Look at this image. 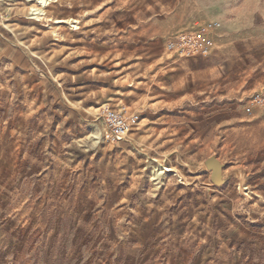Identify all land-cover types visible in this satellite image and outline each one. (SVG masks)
<instances>
[{
	"label": "rangeland",
	"instance_id": "374dc122",
	"mask_svg": "<svg viewBox=\"0 0 264 264\" xmlns=\"http://www.w3.org/2000/svg\"><path fill=\"white\" fill-rule=\"evenodd\" d=\"M218 2L232 37L176 60L120 0H0V264H264V0ZM103 105L140 114L123 141Z\"/></svg>",
	"mask_w": 264,
	"mask_h": 264
},
{
	"label": "crops",
	"instance_id": "0c3cea01",
	"mask_svg": "<svg viewBox=\"0 0 264 264\" xmlns=\"http://www.w3.org/2000/svg\"><path fill=\"white\" fill-rule=\"evenodd\" d=\"M185 1L187 0H120V10L126 11V16L130 17L129 19L133 22L132 26H139L142 28L147 27L144 32L138 31V34H134L131 39H127L126 36H123L124 40L135 42L141 41L142 39H147L148 37L162 38L163 35H167L169 31L168 29L170 28H172V30L174 31H177L188 27H195V25L193 24L196 21H192L195 18H199V22H201L199 25H201L207 21H212L210 16H214L213 18L219 20L221 26H223V29L221 31L216 28L212 32L214 41L216 40L220 43L229 41V39L232 37L231 27L233 24L230 20H228L226 14L222 12V4L218 2V0H212V2L208 0H194L196 8H198V10L200 11L201 17L197 13H189L187 16H185L184 14L180 15V10L183 9L184 4L186 5ZM189 5L191 4H188V6ZM181 6L183 7L181 8ZM207 9H209L208 11H210V13L206 12ZM124 16L125 15H122V17ZM200 18L203 19L200 20ZM215 19H213V21ZM262 19L264 18L262 17ZM129 51L130 50L127 49V46L124 45L122 48H120V55L123 56L126 52ZM214 128V123L212 126L209 125L208 132L213 133ZM172 137L173 135L171 132L165 131L166 139ZM172 195L173 192L165 190V188L160 193H158L159 200H161L162 202L169 201ZM163 212L164 210H161L159 213L156 212L154 217H161Z\"/></svg>",
	"mask_w": 264,
	"mask_h": 264
},
{
	"label": "built area",
	"instance_id": "2783aa9c",
	"mask_svg": "<svg viewBox=\"0 0 264 264\" xmlns=\"http://www.w3.org/2000/svg\"><path fill=\"white\" fill-rule=\"evenodd\" d=\"M216 28L214 21H207L171 33L165 38L164 49L174 59L207 58L214 48L212 32ZM260 109H264V89L252 93L244 104V112L249 116ZM99 116L105 127L103 139L113 143L123 141L140 120L136 111L107 105L100 108Z\"/></svg>",
	"mask_w": 264,
	"mask_h": 264
},
{
	"label": "water",
	"instance_id": "95a60500",
	"mask_svg": "<svg viewBox=\"0 0 264 264\" xmlns=\"http://www.w3.org/2000/svg\"><path fill=\"white\" fill-rule=\"evenodd\" d=\"M204 165L210 171V180L216 185L223 183L222 180V169L223 165L216 159V157L211 156L204 161Z\"/></svg>",
	"mask_w": 264,
	"mask_h": 264
},
{
	"label": "bare ground",
	"instance_id": "6f19581e",
	"mask_svg": "<svg viewBox=\"0 0 264 264\" xmlns=\"http://www.w3.org/2000/svg\"><path fill=\"white\" fill-rule=\"evenodd\" d=\"M41 1V3H44V2H46V0H40ZM216 24H217V28L220 26V24H219V22H217V21H214Z\"/></svg>",
	"mask_w": 264,
	"mask_h": 264
}]
</instances>
